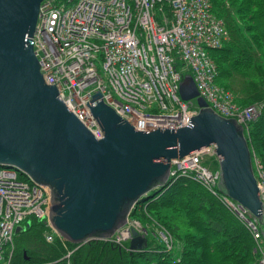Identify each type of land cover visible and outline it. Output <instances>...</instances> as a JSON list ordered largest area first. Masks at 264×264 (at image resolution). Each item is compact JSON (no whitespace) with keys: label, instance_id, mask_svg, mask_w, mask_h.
Instances as JSON below:
<instances>
[{"label":"water","instance_id":"1","mask_svg":"<svg viewBox=\"0 0 264 264\" xmlns=\"http://www.w3.org/2000/svg\"><path fill=\"white\" fill-rule=\"evenodd\" d=\"M45 0H0V166L20 170L51 189L50 223L68 242L108 240L123 228L136 204L167 187L172 159L215 146L220 192L248 209L264 228V202L245 128L208 107L192 78L183 100L200 111L184 127L137 130L102 93L87 102L103 131L97 139L48 84L34 53ZM17 226L15 235L24 231ZM148 239L134 231L132 251ZM26 254V253H25Z\"/></svg>","mask_w":264,"mask_h":264},{"label":"built area","instance_id":"2","mask_svg":"<svg viewBox=\"0 0 264 264\" xmlns=\"http://www.w3.org/2000/svg\"><path fill=\"white\" fill-rule=\"evenodd\" d=\"M57 2L56 6L52 0L42 4V23L33 43L47 83L57 82L59 93L68 97V106L96 138L101 139L103 132L87 102L98 91L120 116L141 129L188 125L198 108L180 96L184 68L194 78L200 96L220 115L235 118L244 126L260 115L258 105L237 109L232 94L216 82L217 67L209 52L221 47L228 34L223 22L212 14L209 0ZM201 156L194 153L174 159L171 177L186 174L219 196L220 174L205 167ZM255 164L264 199V166L256 157ZM5 181L3 172L0 190L8 188ZM27 192L20 196L24 206L20 210L14 208L16 218L8 207L2 209L0 260L8 256L16 227L26 222L28 214L40 217L47 212L46 189L29 188ZM221 200L252 232L262 255L260 264H264L262 234L256 222L239 204L224 196ZM134 229L143 232L138 221H131L109 241L124 246ZM169 234L164 229L166 243Z\"/></svg>","mask_w":264,"mask_h":264},{"label":"trees","instance_id":"3","mask_svg":"<svg viewBox=\"0 0 264 264\" xmlns=\"http://www.w3.org/2000/svg\"><path fill=\"white\" fill-rule=\"evenodd\" d=\"M210 1L214 14L226 19L227 27L234 34V39L224 47L212 51L219 70V82L230 88L229 79L235 75H244L249 70L264 75L263 66L259 64L260 59L264 60V0ZM261 86L264 89V85ZM249 87L253 89L252 94L243 105L264 100L259 85L249 84ZM247 139L250 148L264 163V105L261 116L250 123ZM139 207L142 208L140 215ZM168 210L185 214L192 229L182 238L176 234L183 245L179 253L161 248L131 252L98 240L84 245L61 239L50 243L43 235L45 224L34 221L20 233L25 243L29 241V254L25 257L18 253L24 245L18 247L13 264H141V261L149 264H257L259 254L249 229L218 197L199 183L190 178H178L146 201H140L132 216L150 220L148 211L169 226L167 220L171 217L163 214ZM31 247H35L33 251ZM69 251L72 253L67 257Z\"/></svg>","mask_w":264,"mask_h":264},{"label":"rangeland","instance_id":"4","mask_svg":"<svg viewBox=\"0 0 264 264\" xmlns=\"http://www.w3.org/2000/svg\"><path fill=\"white\" fill-rule=\"evenodd\" d=\"M46 1H48V0H45L44 2H46ZM42 4H41V7H42ZM40 13H41V8H40ZM220 18L223 19L222 17H220ZM234 18H235V15H234ZM223 20H224V22L226 23V26H227V20L226 19H223ZM41 23H42V20H41L40 14H39L38 23H37V26H36L35 33H37L38 28H39ZM227 29L229 30V35H230L231 39H234V34L231 32V29L229 27H227ZM33 41H34V39H33ZM33 45H34V43H33ZM261 60L262 59H260L259 64H261L263 66V69H264V60H262V61ZM183 71L186 72L187 69L184 68ZM42 73H43V71H42ZM243 74L244 75H235V78H233V79L230 78L229 79V83L232 85V87L230 85L229 86L230 88H228V90L231 91L232 94L234 95V97L236 99V103H234V104L236 106L238 105L237 109H239L240 111H243L244 110L243 107H246V105H243V102L246 101L247 99H250V95L252 94V90L253 89L249 87V84H250V86H252V84L259 85L260 92L264 93V89L261 86V85H264V75L259 74L255 70L254 71L253 70H249V71L244 72ZM43 75L45 76L44 73H43ZM253 102H254L253 104H258V105H260L262 107L264 105V100H259V101L256 100V101H253ZM195 103H194V105H195ZM250 105H252V104H250ZM261 114L258 115L255 118H253L251 120V123L253 121H256L261 116ZM249 126H250V123L245 125L246 136H247V133H248ZM213 149L214 148L211 147L209 152L212 153L214 151ZM255 154H256V157H257V153L256 152H255ZM212 155L211 154L205 155L204 156V163H205L206 166L210 167L211 169H215V168H218V164L219 163H217V158L213 157ZM257 159L260 161V159L258 157H257ZM254 169L257 172L256 164H254ZM16 172L18 173L19 177H24L25 179H30V178H28L27 175L22 173L20 170H17ZM140 214H142V208L139 207V215ZM163 214H167L169 217H171L170 220H167V222L170 223L169 226L165 225V223H163L159 219H157L158 217L155 214H150L148 211H147V215L150 217V220L149 219H144V218L139 216V218L142 220V223H144V226H149L150 227L149 230H150V232L152 234V236H151V234L147 235L148 238H150V240H149L150 243H149L148 248L145 251L146 252L153 251V249H152L153 247H158V248H161L162 250H165V251L175 250L174 252L179 253L182 250V246L183 245H182V240L177 235H180L181 238H182L183 236H185V234L191 233L192 229L188 226V221H187V217L185 216V214H177V213L171 212L170 210L164 211ZM31 223H32V221L29 219L24 224L30 226ZM163 227L166 228L168 230V232L170 233L169 234L170 239H169V241L167 243L164 241L163 238H162V241L160 239V237L164 233V228ZM154 232L157 233L158 236H155ZM262 232H263V234H262V238H261V245L264 247V228L262 229ZM23 239L24 238H22V236H20V234L19 235H15V239L13 240V244L8 249L9 250L8 251V256H4V258L2 257V259L0 260V264H13V260H14L15 256L18 255L17 254L18 247H21L23 245L24 246L22 248H20L21 250L18 253H22V255H24L25 257L28 256L29 251H30L29 250L30 247H28L27 243L29 241H27L25 243L23 241ZM254 240H255V243H256V248H258V242L256 241L255 238H254ZM62 241H65V240L63 239ZM113 244L117 245V243H113ZM82 245H84V244H82ZM34 248L35 247H31L32 251L34 250ZM145 251H142V252H145ZM71 253H72V251H69V254L67 255V257H69L71 255ZM259 256L262 258L261 252L259 253ZM149 263L150 262L147 263L145 261H141V264H149Z\"/></svg>","mask_w":264,"mask_h":264},{"label":"bare ground","instance_id":"5","mask_svg":"<svg viewBox=\"0 0 264 264\" xmlns=\"http://www.w3.org/2000/svg\"><path fill=\"white\" fill-rule=\"evenodd\" d=\"M57 0H53L52 1V4L53 5H57ZM36 37V33L34 34L33 36V39ZM52 38L49 39V41H51ZM34 47V53L36 55V57L38 58V61L39 63L41 64V71H42V63H41V60L39 59V52H38V49L36 48V45L34 43L33 45ZM45 66V64L43 65V67ZM51 76L54 77V74H51ZM55 84L57 82H54ZM106 83V81H105ZM49 84V83H48ZM57 87V85H56ZM57 89H59V87H57ZM104 97V94L102 91H100ZM60 94V93H59ZM62 100L64 101V103L68 106L67 104V100H68V97L67 96H63L60 94ZM181 96V95H180ZM86 97V96H85ZM182 98V97H181ZM105 99V97H104ZM183 100V99H182ZM69 107V106H68ZM112 107V106H111ZM70 108V107H69ZM114 108V107H113ZM70 110L72 111V109L70 108ZM116 111V110H115ZM119 111V110H118ZM73 112V111H72ZM74 113V112H73ZM117 113V111H116ZM76 114V113H75ZM119 116H120V113H117ZM76 116V115H75ZM77 117V116H76ZM122 117V116H121ZM123 118V117H122ZM159 123V122H158ZM131 124V123H130ZM99 125V124H98ZM86 126V125H85ZM132 126L137 129V130H141V131H149L150 129H141L138 127V125L136 124H133L132 123ZM160 126H162V124H160ZM87 127V126H86ZM100 127V125H99ZM145 127H148V126H145ZM88 128V127H87ZM89 131H91L92 129L91 128H88ZM101 129V127H100ZM102 131V129H101ZM103 132V131H102ZM91 133L93 134V132L91 131ZM104 136V134H103ZM103 138V137H102ZM98 139V138H97ZM207 150V148H204L200 151H197V152H194V153H199L200 155H202L201 157L203 158L205 155H207V153H204L205 151ZM194 153H191V154H194ZM190 154V155H191ZM174 159H172L173 161ZM189 163H192L191 161ZM171 165H173V163L171 162ZM172 168V166H171ZM17 169L16 168H13V167H2L0 166V176L2 175V173L4 172V175H5V183L8 185V188L6 189H2L0 190V216L3 215V212H2V209L4 207H8V209H10L12 211V216L13 218H16L17 216L15 215V212H14V208L16 207L17 209H21L23 206H24V203L22 202V199H20V196L24 193V192H27V189L30 188V190H33L34 188H45L46 189V193H45V197L44 199H47V205H46V209H47V212L46 214H44L43 216H40L38 217V214L36 215H31L30 216V213L28 214V218L26 219V221H28L29 219L32 221V223L34 221H38L40 223H43L45 224L46 226V230L44 231V237L46 238L47 241H49L50 243L54 242L55 240L57 239H61L63 238L53 227H52V224L50 223V207H51V189L48 187V186H44V185H39L37 184L36 182H34L33 180L31 179H25L24 177H20L17 175L16 173ZM188 175L186 174H181L179 177H170V180H169V183L168 185L177 180L178 178H187ZM167 185V186H168ZM166 188V187H165ZM28 194H31L32 192H27ZM211 193V192H210ZM155 194V191H153L152 193L149 194L148 197H150L151 195H154ZM147 197V198H148ZM39 198V196H38ZM146 199H143L142 201H146ZM27 208V207H26ZM26 208L24 211H26ZM28 211V210H27ZM20 226H23L25 229L24 231L27 230V228L29 227L28 225H25V224H22ZM14 239H15V235H14ZM64 239V238H63ZM65 240V239H64ZM67 241V240H65ZM94 241V240H92ZM98 241H101V240H98ZM68 242V241H67ZM88 243V242H87ZM86 244V243H84Z\"/></svg>","mask_w":264,"mask_h":264}]
</instances>
